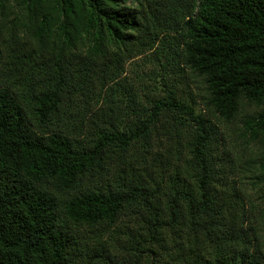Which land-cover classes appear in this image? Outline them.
<instances>
[{"label":"trees","instance_id":"obj_1","mask_svg":"<svg viewBox=\"0 0 264 264\" xmlns=\"http://www.w3.org/2000/svg\"><path fill=\"white\" fill-rule=\"evenodd\" d=\"M148 53L163 95L142 102L125 64ZM244 105H264V0H0V264H264L216 123ZM238 134L264 139V109Z\"/></svg>","mask_w":264,"mask_h":264},{"label":"rangeland","instance_id":"obj_2","mask_svg":"<svg viewBox=\"0 0 264 264\" xmlns=\"http://www.w3.org/2000/svg\"><path fill=\"white\" fill-rule=\"evenodd\" d=\"M159 63L155 55L148 53L145 56L132 59L125 64V77L134 88L138 89L136 92L138 100L140 99L143 102L147 101L151 96L163 95L161 90H151L154 84H156V74L161 70ZM177 80H179L177 82L179 94L188 96V93L191 91L199 102V105L195 108L196 111H201L203 114L211 116L204 105L206 93L201 78L191 74L190 70L185 69L182 78H177ZM262 109H264V105L261 107L244 105L236 122L233 124L216 121L214 117L212 119L218 123L222 131V142L224 144L221 146L222 149L226 151V156L233 158L236 165L237 172L235 173V178L244 193L243 197L248 207L251 205V210L256 214L255 217L253 216L254 219L250 218L251 224L256 229L264 252V183L256 184L255 180L251 179V175H254V167L251 166L250 162L252 158L258 161L259 156L264 152V139L258 137L248 143L238 134V127L241 124L242 117L256 114V112ZM127 113L131 116L130 119L134 117L131 109H127ZM126 117L125 119L127 120ZM166 142L168 140H166L164 132L156 128L151 138L152 147L155 149L166 144ZM132 150L134 154H137V151H142L140 147L133 148Z\"/></svg>","mask_w":264,"mask_h":264}]
</instances>
